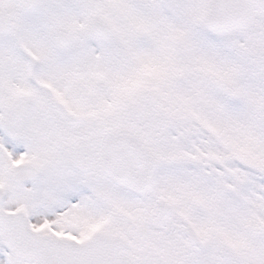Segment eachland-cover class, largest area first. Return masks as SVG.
Here are the masks:
<instances>
[{
    "label": "snow or ice",
    "instance_id": "1",
    "mask_svg": "<svg viewBox=\"0 0 264 264\" xmlns=\"http://www.w3.org/2000/svg\"><path fill=\"white\" fill-rule=\"evenodd\" d=\"M0 264H264V0H0Z\"/></svg>",
    "mask_w": 264,
    "mask_h": 264
}]
</instances>
